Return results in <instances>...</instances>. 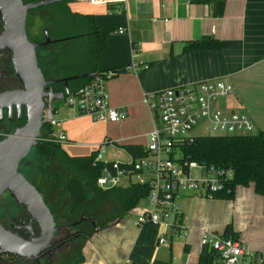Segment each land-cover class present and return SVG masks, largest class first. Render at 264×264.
<instances>
[{"label": "crops", "instance_id": "crops-1", "mask_svg": "<svg viewBox=\"0 0 264 264\" xmlns=\"http://www.w3.org/2000/svg\"><path fill=\"white\" fill-rule=\"evenodd\" d=\"M65 3L73 12L92 15L104 41L97 74L116 72L107 80L108 97L125 112L121 121H99L55 102L54 136L66 134L61 145L69 155L94 153L106 162L128 155L129 160L119 161H130L135 155L128 147L146 149L155 124L145 95L205 81L223 80L233 87L219 99L217 111L245 115L256 133L264 131V0H226L222 16L215 13L216 2L195 0ZM203 38L219 40L222 48L184 52L186 45ZM178 202L186 215L187 236L168 232L170 245L159 246L162 229L137 223L143 209L128 218L131 210L86 240L80 264H198L210 251L201 243L203 231L223 234L228 225L248 247L264 253V197L254 183L237 186L232 198L184 193Z\"/></svg>", "mask_w": 264, "mask_h": 264}, {"label": "built area", "instance_id": "built-area-1", "mask_svg": "<svg viewBox=\"0 0 264 264\" xmlns=\"http://www.w3.org/2000/svg\"><path fill=\"white\" fill-rule=\"evenodd\" d=\"M85 1L94 4L108 2ZM141 64H144V61H141ZM132 66L135 69V65ZM115 73L108 71L94 75L76 93H71L64 99L66 105L78 109L82 114L93 116L95 120L121 121L125 112L111 105L107 91V80ZM232 90L231 84L217 80L148 93L143 102L161 119L163 125L159 127L155 119L146 146L147 155L132 157L128 162H106L102 160L101 155L96 157V162H105L102 174L97 179L98 187H118L123 177H131L133 174L136 180L130 181L127 186H151L148 196L151 207L139 213L137 223L151 224L162 229L157 240L159 246L170 245L168 232H171L173 237L187 236L186 215L178 202L184 193H197L213 198L215 192L222 190L226 182L234 177L232 170L222 167L198 162L180 163L170 158L173 143L194 141L195 136L190 135V132L200 120L207 121L214 135L236 134L253 129L254 125L247 116L237 113L227 115L216 110L219 99L227 96ZM44 122L51 126L58 124L52 107L45 109ZM67 140L63 132L50 139L60 144ZM99 149L101 153L104 152V144ZM163 155H166V158H163ZM201 243L210 251H215L217 256L213 264H264V253L255 252L239 238H228L218 232L205 230Z\"/></svg>", "mask_w": 264, "mask_h": 264}, {"label": "trees", "instance_id": "trees-1", "mask_svg": "<svg viewBox=\"0 0 264 264\" xmlns=\"http://www.w3.org/2000/svg\"><path fill=\"white\" fill-rule=\"evenodd\" d=\"M195 1L198 3L216 2L215 13L218 16L224 14L226 0ZM59 28L57 30L59 34L58 38L64 37L66 40L83 38L85 40L84 53L87 57L85 61V65L87 66L81 74H90V76L79 79L69 86L70 90L76 93L93 75L98 73V62L100 53L104 48V41L100 37L99 29L92 15L73 12L66 4L64 5ZM65 29L68 30V34H64ZM28 37H30L29 33ZM31 41L33 40L31 39ZM221 48L219 40L215 38H203L186 45L184 52L203 49L220 50ZM42 64H40V67ZM49 64L52 65V61ZM59 65H62V63ZM51 79L59 80L53 77ZM51 127L50 124L45 123L43 139L34 149L41 156L60 160L65 170L74 173L73 175H67L63 172L50 170L44 166L40 168L43 177L50 176L54 180L56 188L60 191L61 196L55 206L63 205V202H65L64 215L80 219L88 217L84 214V208L87 204L88 187L90 185L95 189L97 207L103 206L110 199L117 204L120 212L114 220L122 218L129 211L136 208L142 199L149 196L151 192L149 184H131L126 187L118 186L110 189L98 187L97 179L102 174L105 162H96V155L94 153L85 156L69 155L60 143L50 141V139L55 137ZM172 147L173 150L170 158L180 163L198 162L233 171L234 177L226 182L222 190L215 192L213 198H232L237 186H246L250 183H254L256 191L264 197V131H259L256 134L203 135L195 137L193 142H175ZM128 149L134 153L135 157L147 155L146 149L143 150L141 147L129 146ZM178 153L179 157H177ZM35 186L42 192L38 185ZM47 203L49 202L47 201ZM49 205L56 217L54 206ZM109 225V222H104L101 225H97V229L93 227L82 238L80 248H74L72 252H62L54 264H80L84 260L82 249L86 240L96 230H101ZM223 235L228 238H238L232 225L226 227ZM216 256L215 251L211 250L207 254L201 255L198 264H213Z\"/></svg>", "mask_w": 264, "mask_h": 264}, {"label": "water", "instance_id": "water-1", "mask_svg": "<svg viewBox=\"0 0 264 264\" xmlns=\"http://www.w3.org/2000/svg\"><path fill=\"white\" fill-rule=\"evenodd\" d=\"M59 1L66 0L27 3L24 0H0V16L4 24V30L0 34V49L7 48L12 52L15 71L25 86V90L9 91L0 95V101H7L20 111L25 108L27 115L26 124L0 142V199L5 192H9L19 205L24 206L37 221L42 233L41 240L45 243L52 239L59 228L43 194L20 171V166L43 139L45 109L71 94V80L90 76L80 74L61 80H47L39 66L36 44L29 39L27 33L28 16L30 11ZM45 38L44 44H50L49 29H45ZM58 82H63L64 86L56 91L54 86ZM83 221L91 222L97 229L96 221L92 218L83 217L73 224ZM11 241L10 232L0 224L2 252L19 253L20 251L11 246Z\"/></svg>", "mask_w": 264, "mask_h": 264}, {"label": "rangeland", "instance_id": "rangeland-1", "mask_svg": "<svg viewBox=\"0 0 264 264\" xmlns=\"http://www.w3.org/2000/svg\"><path fill=\"white\" fill-rule=\"evenodd\" d=\"M27 2H34L40 0H24ZM65 1L55 2L53 4L37 8L29 13V19L27 24V32L30 34L29 39L38 40L39 42H44L45 38V29H49L51 44L49 47L50 52H54L57 48L58 56L57 59L52 60V65L49 63H43L41 69L44 72L46 78H58L64 79L68 77H73L80 75L81 72L85 70V61L87 59L84 51V39L83 38H74L66 40L64 37L61 38L58 34V31L61 24V16L64 9ZM64 34H68V30H64ZM65 39V40H64ZM32 41V42H33ZM62 63V65H59ZM75 82L77 80H71ZM221 99V98H220ZM61 106H67L65 100L56 102ZM68 107V106H67ZM57 116V115H56ZM156 123L159 127H162V121L159 117L155 116ZM54 126L51 128L53 129ZM54 130V129H53ZM215 133L209 129V124L206 120H200L196 127L190 132V135L198 137L203 135H214ZM236 134H256V131L247 130L244 132H238ZM165 137V136H164ZM3 139H0V142ZM179 153L177 157H179ZM129 160L128 155L115 156L116 160ZM163 158H166V155H163ZM41 166L47 167L50 170L63 172L67 175H73L74 173L64 169L63 164L60 160L55 158H47L41 156L36 149H34L31 154L22 162L20 166V171L27 177L30 182L38 185L42 192L45 194V197L49 204L54 206L55 214L57 220L61 224H72L80 220V218H72L64 215V203L60 206H55L57 201L60 199L61 193L56 188L54 180L50 177H43L40 168ZM136 177L133 174L131 177H123L121 187H126L130 181H135ZM65 201V200H64ZM151 203L149 197L142 199L139 205L133 209L132 214H128V218H134L136 212L140 209H149ZM19 214L21 212V207L18 203L10 196L9 192H5L0 199V220L10 217L13 213ZM120 210L117 204L112 200H108L103 206H96V193L93 186L88 187V200L84 208V214L86 216L92 217L96 221V225H101L104 222H109L114 220ZM94 225L91 222L83 221L78 229H83L87 233L93 229ZM82 239H79L71 246L67 245L65 250L73 251L74 248L81 247ZM68 248V249H67Z\"/></svg>", "mask_w": 264, "mask_h": 264}, {"label": "flooded vegetation", "instance_id": "flooded-vegetation-1", "mask_svg": "<svg viewBox=\"0 0 264 264\" xmlns=\"http://www.w3.org/2000/svg\"><path fill=\"white\" fill-rule=\"evenodd\" d=\"M3 30L4 24L0 16V34ZM33 42L36 44L39 66L41 63H51L52 60L57 59L59 52L57 48L54 52H50L49 47L52 46L50 45L51 43L44 44V42H39L38 40H34ZM46 79L56 80L51 78ZM63 86V82H58V84H55L54 89L58 91ZM18 90H25V86L21 83L15 71L13 54L9 49L2 48L0 49V95ZM26 121L25 108H22L20 111L16 106L9 105L7 101H0V139H4L8 135L15 133L26 124ZM31 183L34 184L33 182ZM41 193L45 199L44 193ZM47 205L50 207L49 203ZM19 207H21L19 214L14 212L12 216L0 220V224L5 230L10 232L12 241L9 243H11V246L20 252H2L0 245V264H54L67 245L71 246L87 234L85 230L78 229L82 222L77 225L73 223L71 225L61 224L55 217L56 226L59 230L54 233L48 243H45L41 240L42 233L37 221L32 218L24 206L19 205ZM36 249L38 250L36 251ZM65 251L69 252L68 250Z\"/></svg>", "mask_w": 264, "mask_h": 264}]
</instances>
